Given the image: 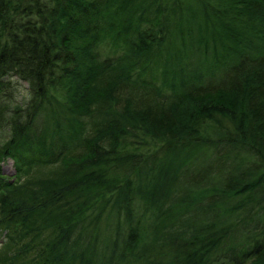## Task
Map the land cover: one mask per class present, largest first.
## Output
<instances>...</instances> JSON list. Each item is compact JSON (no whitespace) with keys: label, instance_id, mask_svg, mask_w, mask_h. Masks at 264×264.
Listing matches in <instances>:
<instances>
[{"label":"trees","instance_id":"1","mask_svg":"<svg viewBox=\"0 0 264 264\" xmlns=\"http://www.w3.org/2000/svg\"><path fill=\"white\" fill-rule=\"evenodd\" d=\"M0 240L264 264V0H0Z\"/></svg>","mask_w":264,"mask_h":264},{"label":"rangeland","instance_id":"2","mask_svg":"<svg viewBox=\"0 0 264 264\" xmlns=\"http://www.w3.org/2000/svg\"><path fill=\"white\" fill-rule=\"evenodd\" d=\"M24 83L26 84V82H24ZM12 168H13L12 160L9 159L8 162L5 165V169H6L7 172H10L11 173L12 172ZM0 242L2 243V240H0ZM1 243H0V247H1Z\"/></svg>","mask_w":264,"mask_h":264}]
</instances>
